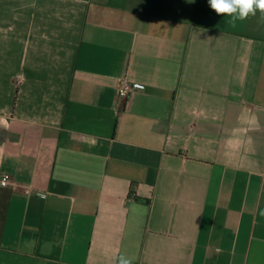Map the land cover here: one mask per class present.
Listing matches in <instances>:
<instances>
[{"label":"crops","instance_id":"obj_1","mask_svg":"<svg viewBox=\"0 0 264 264\" xmlns=\"http://www.w3.org/2000/svg\"><path fill=\"white\" fill-rule=\"evenodd\" d=\"M230 19L0 0V264H264V18Z\"/></svg>","mask_w":264,"mask_h":264},{"label":"clouds","instance_id":"obj_2","mask_svg":"<svg viewBox=\"0 0 264 264\" xmlns=\"http://www.w3.org/2000/svg\"><path fill=\"white\" fill-rule=\"evenodd\" d=\"M208 4L217 15L231 18L229 22L232 24L237 20L243 21L249 16H255L257 12L264 18V0H208ZM259 215L264 217V210L260 211ZM118 264H132V261L120 256Z\"/></svg>","mask_w":264,"mask_h":264},{"label":"built area","instance_id":"obj_3","mask_svg":"<svg viewBox=\"0 0 264 264\" xmlns=\"http://www.w3.org/2000/svg\"><path fill=\"white\" fill-rule=\"evenodd\" d=\"M138 86L129 83L127 80H123L118 87V97L120 99H125L131 92H133ZM9 176L5 175L3 176L0 185L6 186L8 184Z\"/></svg>","mask_w":264,"mask_h":264}]
</instances>
